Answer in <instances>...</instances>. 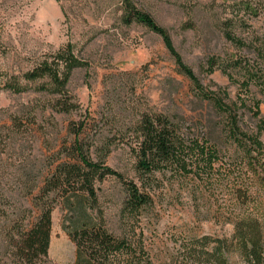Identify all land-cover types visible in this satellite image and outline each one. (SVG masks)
<instances>
[{"label": "rangeland", "instance_id": "1", "mask_svg": "<svg viewBox=\"0 0 264 264\" xmlns=\"http://www.w3.org/2000/svg\"><path fill=\"white\" fill-rule=\"evenodd\" d=\"M134 1L168 29L198 87L159 34L122 22L120 0H0V264L29 263L21 233L49 201V245L46 255L31 260L37 264L82 263L68 231L83 222L125 241L103 264H173L183 239L230 236L231 218L244 209L256 212L264 227V92L251 74L264 73V0ZM67 42L84 64L72 69L62 92L50 88L47 75L23 77ZM210 55L218 58L213 71L206 68ZM12 81L26 86L14 91L6 86ZM201 91L221 97L225 109ZM63 98L75 106L60 109ZM145 114L166 117L185 146L198 141L216 154L203 160L192 144L162 169L140 172ZM232 118L261 146L248 138L247 146L239 144L229 130ZM71 124L81 125L78 135ZM75 138L90 159L151 191V202L136 213L126 210V189L116 175L95 180L92 199L67 181L46 192L59 163H77ZM244 185L247 202L236 197L235 188ZM231 259L241 264L238 254Z\"/></svg>", "mask_w": 264, "mask_h": 264}, {"label": "trees", "instance_id": "2", "mask_svg": "<svg viewBox=\"0 0 264 264\" xmlns=\"http://www.w3.org/2000/svg\"><path fill=\"white\" fill-rule=\"evenodd\" d=\"M120 1L122 6V22L125 24H131L132 22L140 23L159 34L164 45L175 58L179 69L189 76L198 87L197 77L175 49L168 29L149 10L138 6L134 0ZM224 33L231 40L239 42V39L233 36L229 30L225 29ZM259 54L264 61V51L259 52ZM217 63L218 58L216 56H208L206 60L207 70L213 71ZM83 64L84 61L74 55L72 44L67 42L65 46L55 53L53 59H42L34 67L25 71L23 77L26 80H34L47 75L49 76L50 88L57 92H62L72 69ZM251 74L253 77L260 78L259 80L263 84L262 89L264 92V73L260 75L253 71ZM242 82L246 83L244 80ZM6 86L14 91H19L23 90L26 85L18 81H12ZM201 94L208 97L217 108L221 110L225 109L226 103L221 97L215 94H206V92L202 91ZM74 106V102L63 98L59 108L70 110ZM229 122V130L239 144L243 147L247 146L246 138H248L252 141V146H261V141L257 137L246 135L245 132L241 131L237 120L232 118ZM70 129L75 135H78L81 125L76 126L75 124H71ZM140 132L142 137L137 149V167L140 172L147 175L173 162L178 157L179 152L183 151L186 146L192 149V144L197 147V154H200L203 160H210L216 154L212 147L206 148L204 143H199L198 141L191 142L185 146L177 135L174 134L173 128L170 127V122L167 118L160 115L151 116L145 114L141 119ZM73 150L78 159L77 163H59L51 173V176L45 181L43 189L46 192L62 186L67 181L76 183L92 199L96 195L94 181L102 180L108 175H116L121 178L126 189L124 201V208L126 210L136 213L144 205L151 202V191L143 187L141 188L133 180L124 179L122 174L109 164L90 159L84 151L82 144L76 138L73 143ZM251 150L252 147L249 149V152ZM186 165L187 163H183L182 160L181 167L179 168L185 170L187 169ZM235 191L236 197L242 202L249 200L246 185L235 188ZM39 210L37 219L21 233L23 249L27 259L30 260L27 264H37L31 260L39 255H46L49 245L52 202L49 201L42 204ZM231 219L233 231L230 236H214L209 233H203L183 239L180 246L176 249V260L173 264H232V253L238 254L241 264H264V227L259 215L252 210L244 209ZM68 233L75 241L78 256L82 253L85 256L82 263L77 260L75 264H103L110 252L125 245L123 239L114 236L101 224H87L83 222L80 225L74 226Z\"/></svg>", "mask_w": 264, "mask_h": 264}]
</instances>
